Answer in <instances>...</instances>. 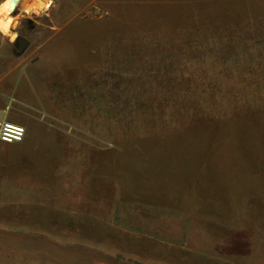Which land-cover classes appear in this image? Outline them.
<instances>
[{"label":"rangeland","instance_id":"374dc122","mask_svg":"<svg viewBox=\"0 0 264 264\" xmlns=\"http://www.w3.org/2000/svg\"><path fill=\"white\" fill-rule=\"evenodd\" d=\"M14 31L0 77L40 64L0 113L27 127L0 139L3 256L264 264V0H55Z\"/></svg>","mask_w":264,"mask_h":264},{"label":"crops","instance_id":"0c3cea01","mask_svg":"<svg viewBox=\"0 0 264 264\" xmlns=\"http://www.w3.org/2000/svg\"><path fill=\"white\" fill-rule=\"evenodd\" d=\"M13 15H15V13H13ZM39 61H40V57L36 56L35 58L32 59L30 63L28 62L20 63L15 68L7 71L4 75L0 77V113L1 114L5 113L7 109L9 111L10 108L8 107L11 99L18 101L20 100V102L22 100L26 101L25 99L27 98H25L26 95L23 94L24 92L22 93L21 86H23V83H25L26 86L27 84L29 85V83L31 82V72L29 69L34 68L38 64H40ZM17 112L10 111V113H8L5 116V118L11 121L12 119L14 120L15 117L18 118L20 113H24L22 111H17ZM21 118L23 119L24 117ZM29 121H30L29 118H26L24 120V123H26L29 126L28 123ZM9 229L14 231L23 230L22 228H17L16 226H13V228L8 227L7 230ZM37 229H38L37 226H35L32 229L28 228V230H37ZM14 238H16V235H14ZM30 243H33V241L31 240ZM21 246H22L21 243L16 244L15 241V245L13 246L8 245L5 247L4 256L2 255V251H0V264H71L72 262L70 261V258L62 250L57 248V251L55 252L54 246L52 244L50 245L46 244L44 247L37 246L38 248L34 249L36 250V252L34 251L33 254L30 255L28 254L26 256L22 255Z\"/></svg>","mask_w":264,"mask_h":264},{"label":"clouds","instance_id":"9594fccd","mask_svg":"<svg viewBox=\"0 0 264 264\" xmlns=\"http://www.w3.org/2000/svg\"><path fill=\"white\" fill-rule=\"evenodd\" d=\"M54 5L55 0H0V37L6 38L11 44H15L19 38V32L14 31V29L19 27L21 16L29 19L34 16H50V11ZM24 134L25 130L22 128L21 135L17 136L16 140H22Z\"/></svg>","mask_w":264,"mask_h":264},{"label":"built area","instance_id":"2783aa9c","mask_svg":"<svg viewBox=\"0 0 264 264\" xmlns=\"http://www.w3.org/2000/svg\"><path fill=\"white\" fill-rule=\"evenodd\" d=\"M25 130V134L23 136V139L25 138L27 134V127L21 123L12 122L9 120H5L0 117V139L6 142H20L16 140L17 136L21 135V129ZM108 264V263H105Z\"/></svg>","mask_w":264,"mask_h":264},{"label":"flooded vegetation","instance_id":"af4514ba","mask_svg":"<svg viewBox=\"0 0 264 264\" xmlns=\"http://www.w3.org/2000/svg\"><path fill=\"white\" fill-rule=\"evenodd\" d=\"M18 41H19V43L24 42V40H22L21 38H19ZM24 43H25V42H24ZM24 46H25V45H24ZM24 46H23V47H24Z\"/></svg>","mask_w":264,"mask_h":264},{"label":"water","instance_id":"95a60500","mask_svg":"<svg viewBox=\"0 0 264 264\" xmlns=\"http://www.w3.org/2000/svg\"><path fill=\"white\" fill-rule=\"evenodd\" d=\"M27 45H28V41H27V40H25V46H27ZM25 46H24V47H25Z\"/></svg>","mask_w":264,"mask_h":264}]
</instances>
